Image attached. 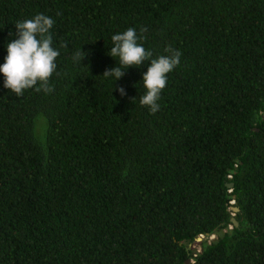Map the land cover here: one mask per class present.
I'll list each match as a JSON object with an SVG mask.
<instances>
[{
  "label": "trees",
  "instance_id": "trees-1",
  "mask_svg": "<svg viewBox=\"0 0 264 264\" xmlns=\"http://www.w3.org/2000/svg\"><path fill=\"white\" fill-rule=\"evenodd\" d=\"M37 14L60 54L48 93L0 73V264H264V0H0V65ZM128 28L181 53L155 114L150 61L103 76Z\"/></svg>",
  "mask_w": 264,
  "mask_h": 264
},
{
  "label": "clouds",
  "instance_id": "clouds-1",
  "mask_svg": "<svg viewBox=\"0 0 264 264\" xmlns=\"http://www.w3.org/2000/svg\"><path fill=\"white\" fill-rule=\"evenodd\" d=\"M53 25V19L44 14H37L31 19L15 23L18 38L7 44V56L5 63L0 65V73H3L5 77L4 87L15 93L16 96H22L24 90L34 86L36 91L43 90L45 93L52 91L49 79L56 71L55 61L60 54L57 49L52 47L53 38L50 29ZM143 39L142 36L137 35L133 28L112 35L113 46L108 54L116 58L119 65L106 70L103 76L113 77L115 81L124 75V70L128 67L141 66L143 62L150 61L142 78L146 92L141 96L139 103L141 106L148 107L149 111L155 114L159 110L157 101L162 89L166 86L167 74L179 65L181 53L169 47L165 49L169 55L151 59L152 53L146 51L138 43V40ZM85 55L80 50L74 54L73 59L82 61ZM118 91L120 95H126L123 87H120ZM233 206L235 205L230 207Z\"/></svg>",
  "mask_w": 264,
  "mask_h": 264
},
{
  "label": "water",
  "instance_id": "water-1",
  "mask_svg": "<svg viewBox=\"0 0 264 264\" xmlns=\"http://www.w3.org/2000/svg\"><path fill=\"white\" fill-rule=\"evenodd\" d=\"M227 186H228L229 188H232V187L234 186V183L230 182V183L227 184ZM232 209H233L234 211H236V212L239 211V207H237V206H233ZM231 221H232V223H233L234 225L238 226L239 222H238V220H237L235 217H232V218H231ZM200 237H201V236H199L198 238H200ZM201 240H202V239H201ZM189 262H190V261L187 260V264H189Z\"/></svg>",
  "mask_w": 264,
  "mask_h": 264
},
{
  "label": "rangeland",
  "instance_id": "rangeland-1",
  "mask_svg": "<svg viewBox=\"0 0 264 264\" xmlns=\"http://www.w3.org/2000/svg\"><path fill=\"white\" fill-rule=\"evenodd\" d=\"M213 237V236H212ZM203 238H204V235L203 236H201L200 238H197L196 239V242L194 243V244H192V245H189V248H193L194 250H196L197 248H198V250H199V242H201L202 240H203ZM202 239V240H201Z\"/></svg>",
  "mask_w": 264,
  "mask_h": 264
},
{
  "label": "built area",
  "instance_id": "built-area-1",
  "mask_svg": "<svg viewBox=\"0 0 264 264\" xmlns=\"http://www.w3.org/2000/svg\"><path fill=\"white\" fill-rule=\"evenodd\" d=\"M231 203H232V205L235 204V200L231 201ZM230 210L232 211V215L235 216L236 212L232 209V207H230ZM229 227L232 228L233 226L230 224ZM214 237L215 236L213 235V237H211V238H214Z\"/></svg>",
  "mask_w": 264,
  "mask_h": 264
}]
</instances>
